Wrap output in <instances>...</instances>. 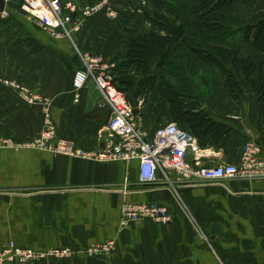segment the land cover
<instances>
[{
  "label": "crops",
  "instance_id": "1",
  "mask_svg": "<svg viewBox=\"0 0 264 264\" xmlns=\"http://www.w3.org/2000/svg\"><path fill=\"white\" fill-rule=\"evenodd\" d=\"M69 1L83 8L102 0ZM167 1L110 0L108 8L115 17L98 12L72 34V41L52 38L13 1L5 5L7 16L0 15V138L11 145L0 148V250L14 244L38 254L72 251L70 258L32 264H264V179L176 184L171 175L174 188H165L162 181L141 184L136 162L90 161L25 146L38 137L44 115L39 105L27 104L5 82L49 100L57 138L71 141L76 150L99 152L111 112L100 107V93L92 82L75 101L74 73L83 68V56H100L115 79L133 82L126 94L132 98L144 73L134 64L126 65L129 40L150 32L165 35L147 14L162 15L177 25ZM217 15L231 16L244 27L264 20V0H240ZM224 46L236 49L241 57L264 60V50L245 41L241 32ZM167 50L158 52L146 77L162 76L156 65ZM238 81L241 97L226 94L223 77L216 94L185 97L186 104H196L198 111L231 130L217 143L203 141L201 166L239 165L249 141L260 144L257 157L264 160V105L242 75ZM146 98L151 103L139 99L133 100L135 106L129 104L137 110L136 125L151 135L172 120L167 107L154 117L162 102L157 83ZM127 202L157 203L168 209L172 220L122 228L121 208ZM105 242H113L114 250L84 254L86 248Z\"/></svg>",
  "mask_w": 264,
  "mask_h": 264
},
{
  "label": "built area",
  "instance_id": "2",
  "mask_svg": "<svg viewBox=\"0 0 264 264\" xmlns=\"http://www.w3.org/2000/svg\"><path fill=\"white\" fill-rule=\"evenodd\" d=\"M10 1L4 0L5 4ZM109 1L102 0L99 4L80 8L69 0H21V7L29 19L52 38L72 41V34L79 32L85 20L98 12L105 10L108 16L115 17L114 12L108 8ZM141 1L146 3L148 0ZM0 15L7 16V12L4 10ZM88 82H92L100 93V107H108L111 112V119L105 131L104 147L99 152L76 150L71 141L57 138L56 128L49 113V100L24 87L5 82L27 104L39 105L44 115L41 132L32 142L26 144V147L64 153L90 161L136 162L141 184L154 185L162 181L165 188H174L171 175L175 176L176 184L218 182L236 178L264 179V160L257 157L260 144L247 142L242 148L239 165L201 166L198 141L176 123L161 125L151 135L136 125L134 109L126 94L117 88L110 67L100 56H83V68L74 73L72 87L76 102L79 92ZM10 145L9 141L0 138V148ZM121 214L122 228L143 221L166 225L172 220L168 209L154 202L124 203ZM114 248L113 242H105L86 248L84 254H107ZM71 256L72 251L69 249H56L46 254H38L9 244L0 250V264H32L46 259L60 261Z\"/></svg>",
  "mask_w": 264,
  "mask_h": 264
},
{
  "label": "trees",
  "instance_id": "3",
  "mask_svg": "<svg viewBox=\"0 0 264 264\" xmlns=\"http://www.w3.org/2000/svg\"><path fill=\"white\" fill-rule=\"evenodd\" d=\"M239 1L195 0L194 5L188 7L179 0H172L168 9L175 15L177 25L162 15L147 14L146 18L165 35L150 32L131 38L124 56L126 65L134 64L138 71L144 73V77L136 85L133 97L128 98L126 95L128 102L135 106L133 100L147 96L157 83L162 102L156 106L154 117L161 116L167 107L172 122L193 135L199 147L208 138L213 143L225 139L231 130L223 123L213 120L208 113L198 111L196 104H186V95L180 93L174 83L166 80V74L169 68L173 69L172 66L177 69L178 66H183L184 61H188L215 67L223 77L226 94L231 97H241L244 94L238 81V75H242L244 82L257 96L258 103L264 105V60L257 62L250 57H241L236 49L224 46L233 41L237 32H241L245 41L264 50V20L257 21V25L251 23L239 27L235 18L217 15L220 10ZM19 2L22 3L21 0ZM235 27L239 28L236 30ZM165 48L168 50L157 64L162 76L159 79L157 76L146 77L156 55ZM115 82L124 94L133 87V82L127 78L121 81L115 79ZM191 95L188 94V100L194 99Z\"/></svg>",
  "mask_w": 264,
  "mask_h": 264
},
{
  "label": "rangeland",
  "instance_id": "4",
  "mask_svg": "<svg viewBox=\"0 0 264 264\" xmlns=\"http://www.w3.org/2000/svg\"><path fill=\"white\" fill-rule=\"evenodd\" d=\"M11 1H13L17 6H19L22 9L19 0H11ZM169 1L172 2V0L167 1L168 4L166 5L168 6L170 5ZM162 5L163 4H160V6L159 5L158 6L161 7ZM191 5L192 3L188 2V7H191ZM151 13H154V12L151 11ZM189 18L191 19V17ZM169 20H171V22L173 21L172 19H169ZM257 21L255 20L252 23H255L257 25L258 24ZM172 67L173 69L169 68L166 74V77H167L166 80L168 81L170 80L171 83H174L176 88L180 90L179 91L180 93L184 95L216 94L217 93L216 90L218 88V84L220 83L222 75L219 72V70L216 69L215 67L207 65V64L200 65L198 63L196 64L190 63L188 61L186 62L184 61L183 66L182 67L178 66L177 69L174 66ZM150 69H153V68L150 67ZM151 73H153V71H151ZM129 94L131 93L129 92ZM139 99L140 101H142L143 99L145 104L151 103V100L149 98H146V96L140 97Z\"/></svg>",
  "mask_w": 264,
  "mask_h": 264
},
{
  "label": "water",
  "instance_id": "5",
  "mask_svg": "<svg viewBox=\"0 0 264 264\" xmlns=\"http://www.w3.org/2000/svg\"><path fill=\"white\" fill-rule=\"evenodd\" d=\"M5 2L4 0H0V13L5 10ZM134 115H137V110H134ZM262 144L264 145V138L261 139Z\"/></svg>",
  "mask_w": 264,
  "mask_h": 264
}]
</instances>
